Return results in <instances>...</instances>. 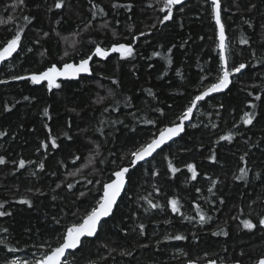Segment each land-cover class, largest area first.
<instances>
[{
	"label": "trees",
	"instance_id": "trees-1",
	"mask_svg": "<svg viewBox=\"0 0 264 264\" xmlns=\"http://www.w3.org/2000/svg\"><path fill=\"white\" fill-rule=\"evenodd\" d=\"M221 2L229 64L247 67L227 92L199 104L178 140L130 171L114 214L95 238L69 254L73 264H255L264 256V226L258 223L264 217V0ZM55 3L0 0V19L13 17L0 24V43L23 28L19 51L0 61V80L7 81L0 85V132L7 133L0 137V211L7 213L0 216V264L56 247L66 228L95 206L102 185L129 166L131 151L176 122L191 99L215 82L220 66L209 0L173 6V18L164 23V0H64L60 9ZM242 37L249 43L240 44ZM114 43H131L133 55L93 57L92 76L61 81L59 89L11 79L77 62L97 44ZM246 112L255 114L250 125ZM228 134L231 141L220 139ZM169 161L180 171L172 173ZM189 163L196 165L195 180ZM241 168L247 176L237 180ZM173 198L179 213L171 210ZM196 205L211 219L201 224ZM245 219L257 227L245 229ZM222 232L228 234H213ZM175 235L186 239H166Z\"/></svg>",
	"mask_w": 264,
	"mask_h": 264
},
{
	"label": "snow or ice",
	"instance_id": "snow-or-ice-1",
	"mask_svg": "<svg viewBox=\"0 0 264 264\" xmlns=\"http://www.w3.org/2000/svg\"><path fill=\"white\" fill-rule=\"evenodd\" d=\"M19 5L24 4V0H16ZM182 0H164V7L161 11H165L166 14L163 16V20L160 23H164V21H169L173 18V6L177 4H181ZM211 3V13L212 17L215 20L216 25L219 27V43L217 47L220 49L219 60L220 66L218 69L217 77L215 78V82L210 83L204 88L203 91L199 92V94L195 95L193 99H191L189 105L182 111V113L177 117L176 122H172L170 125H166L162 128L158 129V134L154 135L151 139L146 141L145 143L140 144L133 151H131L130 156V164L127 167H121L118 171L114 173L115 179L111 180L109 183H104L103 187V195L96 201L95 206L91 207L89 211H87L86 215L83 216L82 221L79 223H73L71 226L66 228L65 233L62 236L61 242L58 243L56 247L47 246L48 250L43 252L39 257H35L31 260L24 259L21 260L19 257H14L7 261V264H69L68 260L65 259L66 252L68 250L78 249L82 246L83 237H93L97 234L98 227L101 224L102 218L109 217L113 213L114 206L117 205V199L120 196L122 190L126 184V175L130 173L131 169H134L137 164L141 161H145L148 157H153V154L157 152L158 149H162V147L168 142L172 141L174 137H178L181 133L185 131V122L189 121L193 111L197 108L199 102L204 101L206 97H208L212 93L221 92L224 89H227L229 85L232 83V77L236 74L242 73V71L247 67L245 63H239L238 65H230L228 57L226 55V35H225V27L221 22V0H210ZM64 4V0H56L54 7L56 9H60ZM115 6V5H114ZM94 7H98L94 5ZM100 12L103 13V9H100ZM95 15V14H94ZM9 20L13 19V17H8ZM25 21L29 23L30 18L25 16L23 18ZM5 23L3 19H0V24ZM106 27V25H105ZM23 32V28L19 29L15 32L14 35L10 39H7L6 42L0 43V61H5L9 57H12L13 53H16L18 48L21 45V33ZM48 33H44L46 37ZM115 35V33H114ZM143 35V33H141ZM240 44H248L249 41L246 38L240 39ZM31 51V49H29ZM170 51V50H169ZM118 53L121 58L130 57L133 55V47L131 43H114L110 48L101 47L99 44L95 46L94 51H92L91 55L86 56L76 62H68L63 63L62 67H58L56 64H52L47 67L45 70L40 71L39 73H32L30 76H12L13 80H24L30 79L33 84H41L42 82H47V88L51 91L53 88L59 89L61 87L60 83H57L58 78L64 79H76L79 78L81 73H87L91 75L92 69L90 68V61L93 57H101L107 59L110 54ZM69 53L65 51L64 56H68ZM153 55H159V53H153ZM171 62V61H169ZM207 77H203L202 80H206ZM7 81H0V83H6ZM116 81H114L115 83ZM24 99H29L25 97ZM103 99V98H101ZM257 100L260 99L259 96L256 97ZM98 103L100 101H97ZM252 107L255 108L256 105L252 104ZM5 110H10L6 107ZM162 113V110H161ZM43 114L48 116V108L43 110ZM163 114V113H162ZM255 118V114H244V123L252 124L253 119ZM147 123L153 124V121H147ZM215 127V125H213ZM6 132H0V137L5 136ZM67 136V133H65ZM70 139V137H69ZM221 140L231 141L233 139L232 134H228L226 136H221ZM51 144L53 147H56V139L53 138L51 140ZM42 147L47 148V144H42ZM99 155V153H97ZM79 159V157H76ZM210 159L215 160V155H212ZM243 159V157H241ZM103 162V161H101ZM4 157L0 156V164H4ZM25 161L23 159L19 160V168L25 167ZM89 163H93L92 160H89ZM45 167L44 163L39 164V168L43 169ZM187 169L191 172V179L195 180L197 178V170L196 165L189 163L186 165ZM168 168L172 173H176L180 171L179 168L175 167L171 161L168 163ZM240 175L236 176L235 179L243 180L247 176V170L244 168L240 169ZM70 175H75V173H71ZM153 175H158V173H153ZM257 177H259V173H257ZM89 184L92 183L91 180L87 181ZM215 181H213V187L215 186ZM60 187V185H57ZM67 187L69 189L73 188L72 184H68ZM159 191V189H157ZM197 192L200 189H196ZM211 192L212 189L210 188ZM81 196L85 194L80 193ZM55 198V197H54ZM147 199V198H145ZM24 204H31V201L27 199H22L20 201ZM221 203L223 201L221 200ZM148 204L152 208H159L160 205L154 204L151 200H148ZM169 204L171 206V210L174 213L180 212V202L178 199L173 198L169 200ZM3 207V204H0V208ZM197 211L200 213L199 222L201 224L205 223L207 220H210L211 217H206L203 212L200 210V206L196 205ZM7 213L0 211V216H4ZM243 227L248 230L255 229L257 225L252 222L251 219L243 220ZM260 226H264V217H261L258 221ZM145 226L143 224L139 225V229L141 234L144 232ZM6 231V229H4ZM214 235H227V232L222 233H213ZM166 239H175V240H184L186 239L183 235H175L166 237ZM5 243V241L0 240V244ZM40 248H44L45 245H40ZM9 251H16L15 249H9ZM94 264V262H93ZM188 264H196L195 261H189ZM208 264H216L215 260H209ZM255 264H264V256H261L258 260H256Z\"/></svg>",
	"mask_w": 264,
	"mask_h": 264
},
{
	"label": "water",
	"instance_id": "water-1",
	"mask_svg": "<svg viewBox=\"0 0 264 264\" xmlns=\"http://www.w3.org/2000/svg\"><path fill=\"white\" fill-rule=\"evenodd\" d=\"M186 1H188V0H182V3H181V4L185 3ZM209 2H210V0H209ZM181 4H177V5H181ZM221 22L224 24L223 19H222V2H221ZM217 27H218V26H217ZM224 27H225V25H224ZM218 31H219V27H218ZM225 35H226V44H227V33H226V27H225ZM218 41H219V37H218ZM219 50H220V49H219ZM18 51H19V48H18L17 52H18ZM17 52H16V53H17ZM227 52H228V50L226 49V55H227V57H228ZM16 53H13L12 57H13ZM12 57H9L7 60H9V59L12 58ZM5 61H6V60H5ZM69 62H76V61H69ZM78 62H79V61H77L76 63H78ZM66 63H68V62H66ZM56 65H57V64H56ZM62 65H63V64H62ZM62 65H60V66L57 65V66H58V67H62ZM90 68L92 69L91 75H89V74H87V73H81L80 76H79V78H76V79H64V78L61 77V78H58V79H57V83H60L61 81H72V80H75V81H76V80H79L81 77H84V76H92V75H93V59L90 61ZM45 69H46V68H45ZM45 69H43V70H45ZM43 70H41V71H43ZM34 73H39V72H34ZM31 74H32V73H31ZM31 74L27 75L26 77L30 76ZM236 75H237V74H236ZM233 78H234V77H232V83H233ZM0 81H1V80H0ZM44 83L47 84V82H42L41 84H37V85L40 86V85H42V84H44ZM232 83L229 85V87H228L227 89H224V90L221 91V92L212 93V94H210L208 97H206L204 101H201V102H205V101H206L209 97H211V96H214V95H218V94H222V93L227 92V91L229 90V88L231 87ZM1 84H2V83H0V85H1ZM201 102H199V104H200ZM199 104H198V105H199ZM197 107H198V106H197ZM196 110H197V108L194 109L193 114H192L190 120L185 122V131H186V127H187V125L190 124V123L192 122V120H193V116H194ZM185 131H184L183 133H181L178 137H174L172 141H168V142L162 147V149H163L165 146L171 144L172 142L178 140L179 137L185 133ZM162 149H158L157 152L153 154V157H154L159 151H161ZM153 157H148L145 161H141V162H139V163L137 164V166H138L139 164L146 163V162L152 160ZM126 167H127V166H126ZM131 170H132V169H131ZM131 170H130V171H131ZM113 179H115V176L113 177ZM113 179H112V180H113ZM109 182H111V180H110ZM109 182H107V183H109ZM127 186H128V174L126 175V184H125V187H124V189L122 190L120 196H119L118 199H117V204L119 203V201H120V199L122 198V196L125 194V191H126V189H127ZM102 195H103V194H102ZM116 207H117V205L114 206L112 215L114 214V211H115ZM112 215L109 216V217L102 218V220H101V224H100V226L98 227V231H97V234H96L95 236H93V237H83V238H82V241H84V240H86V239H88V238H89V239L95 238V237L98 235V232H99L100 227H101V225L103 224V222H105L107 219H109L110 217H112ZM78 249H79V248H78ZM76 250H77V249H74V250H71V249H70V250H68V251L66 252L65 259L68 258L69 254H70L71 252H75ZM215 261H216V260H215ZM195 262H196V261H195ZM89 264H93V262H92V263H89ZM94 264H99V263L94 262ZM186 264H188V263H186ZM196 264H208V262H204V263L196 262ZM216 264H241V263H239V262H234V263H233V262H218V261H216Z\"/></svg>",
	"mask_w": 264,
	"mask_h": 264
},
{
	"label": "rangeland",
	"instance_id": "rangeland-1",
	"mask_svg": "<svg viewBox=\"0 0 264 264\" xmlns=\"http://www.w3.org/2000/svg\"><path fill=\"white\" fill-rule=\"evenodd\" d=\"M14 3V2H13ZM175 6V5H174ZM9 17H12L11 15H9ZM7 20L9 21V19H8V17L7 18H4V21L5 22H7ZM11 21H12V19H11ZM1 65V64H0ZM199 106V105H198ZM197 110H198V107H197ZM196 110V111H197ZM69 262V264H73L72 262H70V261H68Z\"/></svg>",
	"mask_w": 264,
	"mask_h": 264
},
{
	"label": "bare ground",
	"instance_id": "bare-ground-1",
	"mask_svg": "<svg viewBox=\"0 0 264 264\" xmlns=\"http://www.w3.org/2000/svg\"><path fill=\"white\" fill-rule=\"evenodd\" d=\"M215 21V20H214ZM217 30H218V27H217ZM218 37H219V31H218ZM237 76V75H236Z\"/></svg>",
	"mask_w": 264,
	"mask_h": 264
}]
</instances>
